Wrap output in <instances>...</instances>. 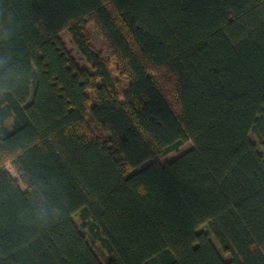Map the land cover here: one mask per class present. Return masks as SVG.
I'll return each instance as SVG.
<instances>
[{
    "label": "trees",
    "instance_id": "trees-1",
    "mask_svg": "<svg viewBox=\"0 0 264 264\" xmlns=\"http://www.w3.org/2000/svg\"><path fill=\"white\" fill-rule=\"evenodd\" d=\"M0 264H264V0H0Z\"/></svg>",
    "mask_w": 264,
    "mask_h": 264
},
{
    "label": "rangeland",
    "instance_id": "rangeland-1",
    "mask_svg": "<svg viewBox=\"0 0 264 264\" xmlns=\"http://www.w3.org/2000/svg\"><path fill=\"white\" fill-rule=\"evenodd\" d=\"M88 32L90 34L92 43L94 45V47H96L97 49H103V47L105 46V42L103 37L99 34L96 26L94 24H89L88 26ZM60 37L62 39V41L65 43V46L67 49H73V56L76 60L79 61V63L82 66H85V62L82 60L81 55L78 52V49L74 46L71 38L69 37L68 33L66 31H62L60 34ZM108 55V54H106ZM112 61H114L113 58H111ZM190 147V142H186L184 145H182L180 148H178V150L174 151V152H170L164 156H160L158 157L157 160H159L160 162H164L167 160H170L176 156H178V154L186 151L188 148ZM8 168L11 169V174L16 176L15 171L12 169L11 166L8 165ZM129 172V171H127ZM20 186L22 187V184L20 183ZM74 220H76V218L74 217ZM202 229L207 230L206 225H202L201 226ZM211 240L213 242H215V240L213 238H211ZM216 243V242H215ZM218 245V244H217ZM94 251L96 252L98 258L101 260L102 263H104V256L103 254L100 253L99 248L97 246L93 247Z\"/></svg>",
    "mask_w": 264,
    "mask_h": 264
},
{
    "label": "clouds",
    "instance_id": "clouds-1",
    "mask_svg": "<svg viewBox=\"0 0 264 264\" xmlns=\"http://www.w3.org/2000/svg\"><path fill=\"white\" fill-rule=\"evenodd\" d=\"M5 167H8V163L7 162L5 163ZM9 171H11V169H9Z\"/></svg>",
    "mask_w": 264,
    "mask_h": 264
}]
</instances>
